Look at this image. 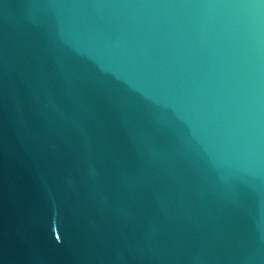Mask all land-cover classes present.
I'll return each mask as SVG.
<instances>
[{
    "label": "water",
    "instance_id": "water-1",
    "mask_svg": "<svg viewBox=\"0 0 264 264\" xmlns=\"http://www.w3.org/2000/svg\"><path fill=\"white\" fill-rule=\"evenodd\" d=\"M0 264H264V0H0Z\"/></svg>",
    "mask_w": 264,
    "mask_h": 264
}]
</instances>
